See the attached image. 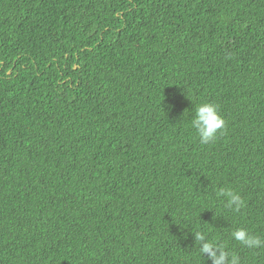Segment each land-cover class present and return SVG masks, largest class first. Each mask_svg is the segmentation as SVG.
<instances>
[{
    "label": "trees",
    "instance_id": "obj_1",
    "mask_svg": "<svg viewBox=\"0 0 264 264\" xmlns=\"http://www.w3.org/2000/svg\"><path fill=\"white\" fill-rule=\"evenodd\" d=\"M236 228L264 237V0H0V264H211L195 232L264 264Z\"/></svg>",
    "mask_w": 264,
    "mask_h": 264
},
{
    "label": "clouds",
    "instance_id": "obj_2",
    "mask_svg": "<svg viewBox=\"0 0 264 264\" xmlns=\"http://www.w3.org/2000/svg\"><path fill=\"white\" fill-rule=\"evenodd\" d=\"M192 126L195 128L202 145L215 142L223 135L226 121L221 114L219 105L212 102H204L196 106ZM216 197L226 200L225 207L232 212H239L244 206L243 197L232 189L220 188ZM195 242L199 245V251L211 261V264H240L237 254L226 250L219 242L209 240L206 234L195 232ZM231 237L248 249L264 247V237L252 234L245 228H236L231 232Z\"/></svg>",
    "mask_w": 264,
    "mask_h": 264
}]
</instances>
